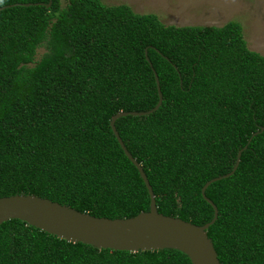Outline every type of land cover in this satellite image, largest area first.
I'll return each instance as SVG.
<instances>
[{"label":"trees","instance_id":"trees-1","mask_svg":"<svg viewBox=\"0 0 264 264\" xmlns=\"http://www.w3.org/2000/svg\"><path fill=\"white\" fill-rule=\"evenodd\" d=\"M50 1L0 0V198L34 195L109 219L150 211L110 123L157 106L156 73L160 109L116 128L158 211L210 223L202 190L243 151L234 175L206 190L219 211L208 236L221 264H264V55L242 26H167L128 5ZM0 264L192 263L177 250H99L11 220L0 226Z\"/></svg>","mask_w":264,"mask_h":264},{"label":"water","instance_id":"water-1","mask_svg":"<svg viewBox=\"0 0 264 264\" xmlns=\"http://www.w3.org/2000/svg\"><path fill=\"white\" fill-rule=\"evenodd\" d=\"M51 3L52 0L49 6ZM6 8L8 7L0 8V11ZM155 75L160 98L157 106L148 112H120L110 123L123 151L145 182L151 200L150 211L141 212L131 218L109 219L82 213L46 198L20 194L0 198V226L11 220H20L60 239L75 244L90 245L99 250L139 253L172 249L184 253L192 264H221L214 243L208 236V230L216 223L219 211L217 206L207 198L206 190L211 184L234 175L239 167L243 151L238 154L237 163L230 174L209 181L202 190L204 199L212 205L215 212L214 219L210 223L198 226L180 218L161 214L158 211L155 193L143 167L128 151L116 128V122L120 118L148 116L160 109L163 94L160 80L156 73Z\"/></svg>","mask_w":264,"mask_h":264},{"label":"rangeland","instance_id":"rangeland-1","mask_svg":"<svg viewBox=\"0 0 264 264\" xmlns=\"http://www.w3.org/2000/svg\"><path fill=\"white\" fill-rule=\"evenodd\" d=\"M128 5L138 14H154L167 26H217L238 22L252 51L264 55V0H101ZM69 0H63V6ZM46 49L38 50L40 60Z\"/></svg>","mask_w":264,"mask_h":264}]
</instances>
